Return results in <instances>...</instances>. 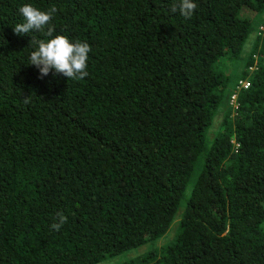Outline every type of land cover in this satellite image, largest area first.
Masks as SVG:
<instances>
[{"label":"trees","instance_id":"obj_1","mask_svg":"<svg viewBox=\"0 0 264 264\" xmlns=\"http://www.w3.org/2000/svg\"><path fill=\"white\" fill-rule=\"evenodd\" d=\"M194 2L0 0V264H264V0ZM25 3L87 77L29 64Z\"/></svg>","mask_w":264,"mask_h":264},{"label":"clouds","instance_id":"obj_2","mask_svg":"<svg viewBox=\"0 0 264 264\" xmlns=\"http://www.w3.org/2000/svg\"><path fill=\"white\" fill-rule=\"evenodd\" d=\"M197 8L194 0H179V3H173L171 11L175 13L177 9L179 13L186 19L191 18ZM24 18L23 23L14 26L13 31L16 34H28L33 31H45L50 37L48 40H34L30 43L37 45L35 50L31 51L29 61L31 65H35L40 72L41 78L48 75L50 70L54 69V74H63L72 80H82L88 76V54L91 47L87 42H72L70 38L64 34L53 35V27L51 21L58 9L52 5L48 10H40L30 3H25L18 9ZM30 102L29 97H25L24 103ZM67 222V217L63 212L56 214V222L50 225V228L59 231Z\"/></svg>","mask_w":264,"mask_h":264},{"label":"rangeland","instance_id":"obj_3","mask_svg":"<svg viewBox=\"0 0 264 264\" xmlns=\"http://www.w3.org/2000/svg\"><path fill=\"white\" fill-rule=\"evenodd\" d=\"M242 14H243V13H242ZM260 16H261L260 19L263 20V19H264V12H263ZM257 23H258V18L254 20L253 25H256ZM250 39H252V38H249V40H250ZM248 49H249V48H247V49L245 50V52H247ZM230 69H231V68H230ZM231 71H232V69H231ZM223 101H224V100H222V102H221V107L224 105V102H223ZM221 107H220V108H221ZM220 108H219V114L217 115L216 118H218L219 116H220V117L222 116L223 108H221V109H220ZM216 120H218V119H216ZM162 240H163V239H161V241H159V243L162 242ZM148 246H149L148 243L145 244V245H143V246H141V247L138 248V249L136 250V252H134L133 254L135 255V254H139V253H141V250L145 249V248L148 247Z\"/></svg>","mask_w":264,"mask_h":264},{"label":"built area","instance_id":"obj_4","mask_svg":"<svg viewBox=\"0 0 264 264\" xmlns=\"http://www.w3.org/2000/svg\"><path fill=\"white\" fill-rule=\"evenodd\" d=\"M249 85V82L248 81H243L241 82L240 86L241 87H244V88H247ZM235 98H237V93L236 91L232 94V103L234 104V106L236 105L235 103Z\"/></svg>","mask_w":264,"mask_h":264}]
</instances>
